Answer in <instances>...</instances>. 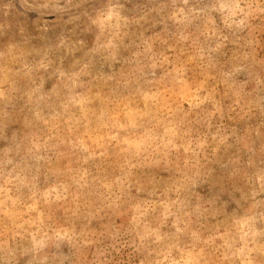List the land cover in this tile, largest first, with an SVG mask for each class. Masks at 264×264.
I'll return each mask as SVG.
<instances>
[{"label": "rangeland", "instance_id": "rangeland-1", "mask_svg": "<svg viewBox=\"0 0 264 264\" xmlns=\"http://www.w3.org/2000/svg\"><path fill=\"white\" fill-rule=\"evenodd\" d=\"M0 264H264V0H0Z\"/></svg>", "mask_w": 264, "mask_h": 264}]
</instances>
